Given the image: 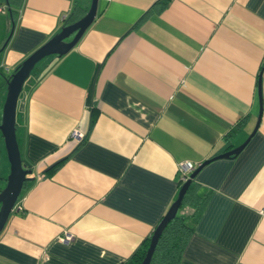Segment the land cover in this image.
Instances as JSON below:
<instances>
[{
	"label": "crops",
	"instance_id": "crops-1",
	"mask_svg": "<svg viewBox=\"0 0 264 264\" xmlns=\"http://www.w3.org/2000/svg\"><path fill=\"white\" fill-rule=\"evenodd\" d=\"M90 2L0 0V47L15 23L0 120L5 75ZM260 73L256 132L194 177L179 264H264V0H98L75 45L43 57L20 92L16 137L33 178L0 232V264L125 262L176 199L179 164L252 131ZM9 170L0 132L3 186Z\"/></svg>",
	"mask_w": 264,
	"mask_h": 264
},
{
	"label": "water",
	"instance_id": "water-1",
	"mask_svg": "<svg viewBox=\"0 0 264 264\" xmlns=\"http://www.w3.org/2000/svg\"><path fill=\"white\" fill-rule=\"evenodd\" d=\"M5 2L6 4L10 5L9 0H5ZM97 5L98 0H91L89 7L87 8L84 14H82L76 20L64 24L58 32H56L48 40H46L35 50H33L30 54H28L5 78L6 92L1 110L0 132L3 137L10 170L6 176L5 185L0 189V232L3 229L10 213L14 209V206L21 194L25 183L29 179L33 178L32 176H29V174L32 172V169L27 168L26 164L21 158L20 148L16 137V109L18 98L23 88V84L25 80L29 77L35 64L40 59L50 54L61 55L67 52L75 45V43L82 36L86 28L93 21L97 11ZM8 9L9 15L11 16V8L8 7ZM14 25L15 23L12 19L10 31L2 46L0 47V52L4 50L13 32ZM261 73L259 74L258 78L260 110L254 128L240 144L228 150L208 157L207 159L199 163L189 173L188 178L182 182L176 199L173 201L166 213L154 227L150 236L149 245L140 264H150V260L157 244L159 235L161 234L167 222L176 215L188 186L190 185L192 179L196 176L198 171L202 168V166L216 158L231 157L233 155H236L245 147V145L249 142L251 137L256 132L262 113ZM56 161H59V159ZM55 162L49 164L46 169L50 168Z\"/></svg>",
	"mask_w": 264,
	"mask_h": 264
},
{
	"label": "trees",
	"instance_id": "trees-1",
	"mask_svg": "<svg viewBox=\"0 0 264 264\" xmlns=\"http://www.w3.org/2000/svg\"><path fill=\"white\" fill-rule=\"evenodd\" d=\"M9 3H11V0H9ZM81 12L82 10L80 9V7L74 6L72 11L66 17L65 24L79 18L81 16ZM6 76L7 75H5V78ZM63 160L64 158L55 162L48 169L47 174H51L60 165V163H62ZM193 181L194 178L192 179L183 196L182 203L178 208L176 215L167 222L161 234L159 235L157 244L150 260V264H179L183 248L186 245L194 228L193 205L195 201H197L198 197L195 196L194 192L192 191V188L194 186ZM2 187L3 184H0V189ZM150 236L151 234L147 236L143 240L141 246H139L137 250H135L133 254L121 264H140L149 245Z\"/></svg>",
	"mask_w": 264,
	"mask_h": 264
},
{
	"label": "built area",
	"instance_id": "built-area-1",
	"mask_svg": "<svg viewBox=\"0 0 264 264\" xmlns=\"http://www.w3.org/2000/svg\"><path fill=\"white\" fill-rule=\"evenodd\" d=\"M6 6L0 5V12H5ZM73 133H77L76 130L73 131ZM198 164H195L191 161H183L179 164V170L181 173V179L184 181L188 178L189 173L197 166Z\"/></svg>",
	"mask_w": 264,
	"mask_h": 264
},
{
	"label": "rangeland",
	"instance_id": "rangeland-1",
	"mask_svg": "<svg viewBox=\"0 0 264 264\" xmlns=\"http://www.w3.org/2000/svg\"><path fill=\"white\" fill-rule=\"evenodd\" d=\"M40 60H42V59H40ZM40 60H39V61H40ZM39 61L36 63L37 65H38ZM3 73L6 74V73H7L6 70L3 71ZM3 73H2V74H3ZM5 91H6V88H5ZM4 98H5V97H4ZM3 101H4V100H3ZM2 104H3V102H2Z\"/></svg>",
	"mask_w": 264,
	"mask_h": 264
}]
</instances>
